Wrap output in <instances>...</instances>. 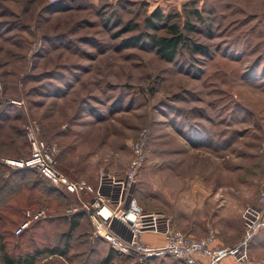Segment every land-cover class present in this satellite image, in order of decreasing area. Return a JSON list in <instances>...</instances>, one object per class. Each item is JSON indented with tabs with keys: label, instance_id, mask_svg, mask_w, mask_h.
Wrapping results in <instances>:
<instances>
[{
	"label": "rangeland",
	"instance_id": "rangeland-1",
	"mask_svg": "<svg viewBox=\"0 0 264 264\" xmlns=\"http://www.w3.org/2000/svg\"><path fill=\"white\" fill-rule=\"evenodd\" d=\"M156 10L175 16L168 26L187 40L173 62L147 37L170 35L165 21L147 26ZM31 126L62 173L96 186L125 175L146 132L138 205L187 236L213 230L217 247L240 244L246 207L264 210V0H0V186L6 180L2 200L22 205L2 213L0 230H13L26 208L50 216L7 252L69 244L66 258L37 264H100L111 248L91 219L69 233L80 200L6 163L29 156ZM250 245L249 262L264 264V226ZM163 259L172 258L114 254L117 264Z\"/></svg>",
	"mask_w": 264,
	"mask_h": 264
},
{
	"label": "built area",
	"instance_id": "built-area-1",
	"mask_svg": "<svg viewBox=\"0 0 264 264\" xmlns=\"http://www.w3.org/2000/svg\"><path fill=\"white\" fill-rule=\"evenodd\" d=\"M27 140L31 155L24 160H6L14 168H31L48 182L51 187L74 196L80 205L71 213L84 212L94 226V237L109 245L118 254H134L142 259L170 257L182 264H219L232 257L237 263L250 261L248 247L258 230L264 226L261 208L247 206L244 214L246 234L234 247L216 246L215 231L204 239L187 236L172 225L170 218L160 212L145 211L134 199L132 191L144 167V142L142 132L133 147L134 157L124 176H102L96 186L83 179H73L58 168L55 150L40 139L34 126L27 129ZM261 204L264 205V181L262 182ZM48 211H27L25 219L16 229L19 236L33 224L49 218ZM160 237L161 244L146 241V236Z\"/></svg>",
	"mask_w": 264,
	"mask_h": 264
},
{
	"label": "trees",
	"instance_id": "trees-1",
	"mask_svg": "<svg viewBox=\"0 0 264 264\" xmlns=\"http://www.w3.org/2000/svg\"><path fill=\"white\" fill-rule=\"evenodd\" d=\"M195 14H197L199 16V11L196 10L194 12ZM200 18V16H199ZM175 19V16L173 15H169V16H165L160 10H156L153 13L152 19L147 20V26L151 29L157 30L159 27V23L162 22H167V27L170 31V35L167 37H157L155 35H148L147 37L149 38V42L151 43L152 47L156 50V53L158 54V56L168 62H173L178 53L180 48L184 45L187 44V40L186 37L183 36V34L180 31V27L177 24H171L168 26V24L170 22H172ZM194 28V27H192ZM138 43L141 41V39L137 40ZM194 52L200 53L205 51V47L201 46L199 44H195L194 48L192 49ZM27 139V138H26ZM28 141V140H27ZM29 143V142H28ZM29 149H30V145H29ZM31 155V150H30V154L27 158H29ZM25 158V159H27ZM2 164V163H1ZM1 167L3 168L4 166L1 165ZM19 171H17V173H21V172H29V171H33L34 173L38 174L40 176V174L31 168H24V169H18ZM41 177V176H40ZM42 178V177H41ZM43 179V178H42ZM44 180V179H43ZM45 181V180H44ZM1 182H4L3 186H0V220L3 218L2 213H7L10 215H15L17 216L19 214V210H17V207H22V205H15L14 203H12L10 200L12 198H10V200L7 199L2 200V196L5 195V187H6V180H1ZM47 184L48 182L45 181ZM17 188V186H16ZM29 190L27 187H18V191L22 192V190ZM51 189V188H48ZM19 192H13L11 193V195H15L16 193ZM29 209H33V208H26L22 211V216H21V221H18L15 228L13 230H7L5 228H2V231L0 230V255L1 258L0 260L2 261V264H37L38 258H40L41 256H51V255H59L61 257H67V253L68 250L67 248H69V244L65 246V248H63L62 250H60L59 248H46V249H39V248H35L33 246V249L26 252V253H21L19 255H15L12 256L11 254H9V252H7V245L9 244V241L13 238H24L25 234H27V232H29L30 230L33 229V227H31L30 229H28L27 231H25L24 233H22L19 236L15 235V231L16 229L20 226V224L23 222L24 218H25V213L27 210ZM86 217V214L84 212H80L74 215H71L70 218H68L69 222H70V232H73L78 226H79V221L81 219H84ZM41 222V221H40ZM39 223V222H38ZM37 224V223H36ZM69 237V234H68ZM65 245V244H64ZM114 251L111 249V252H109L108 256L106 258H104L100 264H117L114 263ZM0 261V262H1ZM137 264H182L181 262H179L178 260L175 259H163V260H155V261H146L144 263H137Z\"/></svg>",
	"mask_w": 264,
	"mask_h": 264
},
{
	"label": "crops",
	"instance_id": "crops-1",
	"mask_svg": "<svg viewBox=\"0 0 264 264\" xmlns=\"http://www.w3.org/2000/svg\"><path fill=\"white\" fill-rule=\"evenodd\" d=\"M145 239L148 242H154L155 244H161V238L160 237H152V236L147 235ZM232 246H237V244H234ZM232 246H229V247H232ZM251 246L252 245H250L249 249H251ZM249 251L252 252V250H249ZM219 264H240V263H236L233 258H226V259L222 260ZM246 264H254V263L253 262H251V263L249 262V263H246Z\"/></svg>",
	"mask_w": 264,
	"mask_h": 264
}]
</instances>
